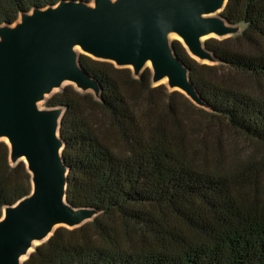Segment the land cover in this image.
Masks as SVG:
<instances>
[{"label":"trees","instance_id":"1","mask_svg":"<svg viewBox=\"0 0 264 264\" xmlns=\"http://www.w3.org/2000/svg\"><path fill=\"white\" fill-rule=\"evenodd\" d=\"M0 0V26L60 2ZM236 35L209 38L214 64L171 48L201 102L153 86L145 69L78 55L98 95L72 85L61 108L66 201L95 216L58 227L22 264H264V0H228ZM31 176L0 141V219L28 196Z\"/></svg>","mask_w":264,"mask_h":264},{"label":"water","instance_id":"2","mask_svg":"<svg viewBox=\"0 0 264 264\" xmlns=\"http://www.w3.org/2000/svg\"><path fill=\"white\" fill-rule=\"evenodd\" d=\"M227 1H68L33 9L18 22L0 26V138L6 139L10 163L23 162L32 184L28 196L3 210L0 264H22L18 258L32 241L48 239L58 227H79L95 216L93 210L74 209L66 201L62 109L38 106L65 81L98 95L78 55L129 68L135 77L147 68L152 83L165 81L170 90L201 106L168 35H177L191 58L209 60L201 38L234 32L219 15Z\"/></svg>","mask_w":264,"mask_h":264},{"label":"rangeland","instance_id":"3","mask_svg":"<svg viewBox=\"0 0 264 264\" xmlns=\"http://www.w3.org/2000/svg\"><path fill=\"white\" fill-rule=\"evenodd\" d=\"M90 4L92 5V2H91ZM19 19H20V17L18 18V20H17L16 22H18ZM224 24H225L226 26H229V27H231V28L234 29V32H233L231 35H227V36H225V37H217V36H215V35H210V36H207V37L203 38L202 43H204L208 38H211V37H212V38H215V39H225V38H229L230 36H233V35L238 34V33L240 32V30L242 29L241 26H230V25L226 24L225 22H224ZM176 39H178V38H177V37H176V38H175V37L172 38V39L170 40V43H171L172 41L176 40ZM195 60H197V61L200 62L201 64H206V65H212V64H214V61L212 60V58H210L209 60H208V59H204V60H198V59H195ZM146 69H147V68H146ZM152 84H153V86L163 85V86L167 89L168 92H173V90H170V89L167 87L165 81H162V82H160V83H152ZM67 85H71V84H70L69 82L65 81V82H63V83L60 85L59 88H54V89H52V91H51L49 94L45 95L44 100L38 103L39 107H41V108H45V107L43 106L44 101H45L49 96H51L52 94H54V93L60 91L63 87H65V86H67ZM72 86H73V85H72ZM73 87H74V86H73ZM74 88H75V87H74ZM75 89H76V88H75ZM85 92H91V93H94L92 90H87V91H85ZM178 92H179V91H178ZM180 93H181V92H180ZM181 94H182V93H181ZM183 95H184V94H183ZM184 96H185V95H184ZM185 97H186V96H185ZM186 98H187V97H186ZM189 100H190V99H189ZM190 101H191V100H190ZM191 102H192V101H191ZM192 103L195 104L194 102H192ZM195 105L198 106L197 104H195ZM0 141H2V142L5 143V142H6V139H4V138H0ZM11 164H13V163H11ZM14 164H16V163H14ZM46 240H47V237H46L45 239H43L42 241H37L36 244H35V245L29 250V252H27V254H26L24 260H25L26 257H27V256L33 251V249H34L36 246H38V245L44 243ZM22 262H23V261H22Z\"/></svg>","mask_w":264,"mask_h":264},{"label":"bare ground","instance_id":"4","mask_svg":"<svg viewBox=\"0 0 264 264\" xmlns=\"http://www.w3.org/2000/svg\"><path fill=\"white\" fill-rule=\"evenodd\" d=\"M218 12H219V11H218ZM174 37H175V38L177 37V35H175L174 33H173V34L170 33V34L168 35V39H169V40H171V39L174 38ZM177 38H178V37H177ZM201 40H203V38H201ZM73 50L76 51V52H79V50H78L77 48H73ZM146 65L149 66V62H147ZM38 106H39V105H38ZM35 244H36V241H32V242H31V247L27 250V252H29V250H30ZM27 252H26V254H27ZM26 254L21 255V256L18 258V262H19V263H21V262L24 260Z\"/></svg>","mask_w":264,"mask_h":264}]
</instances>
